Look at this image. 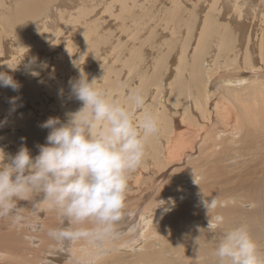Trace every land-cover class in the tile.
<instances>
[{"label":"bare ground","instance_id":"1","mask_svg":"<svg viewBox=\"0 0 264 264\" xmlns=\"http://www.w3.org/2000/svg\"><path fill=\"white\" fill-rule=\"evenodd\" d=\"M11 1L13 2V0ZM22 1L23 0L16 2L15 0L14 6L17 7L16 4H18L19 7L20 2ZM43 1L45 0H42V3L36 1L37 4L38 3L39 4L38 5L35 4L33 8L35 9L37 5L38 10L40 8L41 10H43L42 7L46 6L43 4L46 1L45 2ZM7 2L8 0H0V42H2L3 37H5V40L12 39L16 45V48L18 47L20 48V54L18 56H15L16 59H18L17 63L15 62L11 63L13 66H10L11 68L7 69L6 72L10 74L21 85V87L19 88L18 91H13L10 87L8 88L0 87V98L1 100L4 99L2 100L3 103L2 101L0 102V108L1 111L5 110V113L6 110L13 111V109L19 106L25 107V104H27V102L25 103V100L28 97L32 98L33 100L39 98L42 101L41 106L44 105L45 103L44 98L46 99L47 95L44 96L43 92L45 89H48V92L51 89V87H49V83L46 81L47 79H43L42 78L43 76L41 77L39 75L41 72V69L38 68L39 64H37L36 66V64H34L33 61L31 60L29 61L27 59L28 58L27 55L26 56L22 55L26 48H28L32 44H36L35 41L39 42L37 44L38 46L45 47L42 42V36L44 35V32H39V29L47 26L46 24L48 22L47 21L48 15L44 17L39 16V18L35 20L37 18L35 16L37 13H35L36 12L35 10H34L35 12L32 11L33 8L29 6L31 5L28 3L30 2L29 0L28 2H25V5L23 6V11H21V13L25 11L24 12L25 16L22 15L18 17H13L12 15L11 16L12 19H10L5 16V14L11 9V8L10 9L8 8V10L6 9ZM205 2L209 4L208 7L204 8V10L207 9V11L203 15L202 13H200L201 16H199L198 14V16L201 17L203 22L202 24L203 26L200 29L201 33L197 34L199 35V37L196 38L197 42L195 41L197 45L192 47L191 50L190 48L188 50V42L190 41L189 40L190 35H192L194 31L195 22L197 21V18H199L196 16V13L193 10L194 4L191 5L192 10H187L185 13L180 15V17L177 14L178 12L180 13V11L183 10L181 9L182 1L170 0L171 6H169V8H171V11L173 12V14H170V18L173 19L172 22L178 17L182 18V21L184 22L180 24V28L185 27L186 30L185 32L186 38H183L182 36L183 43L186 42L184 43L186 45L181 43V46L183 47H181L180 49L181 55L179 56V62H177L179 64L176 63L178 65L176 69V73H177L176 76L177 78H175L176 83L174 82L175 84H171L172 87H170L171 85L168 86L171 88L172 91L171 96L173 95L172 97H170L169 100H173V102L174 101L177 102L176 111L177 113L180 112L181 121H179L178 119H174V122L172 121L173 123L171 122L170 125L173 124L174 127H179L187 122V125L186 124L185 125L188 128L187 130L189 134H186L187 136L185 135L179 136V134H177L175 129L171 130L172 129L171 127H173L171 126L170 127L171 131L168 129L166 131L169 132H166L165 136L163 135L165 137L164 141L162 135L160 134L162 139L159 136H157L156 138L157 144H156L155 140L151 138L152 144L148 149H146V153L149 152V157L151 156L150 159L152 158L151 159L152 162L149 161L150 170L154 169V172L157 173H160L162 171L164 163L167 161L169 162L170 161L172 162L173 160L176 161V158L179 159L192 158L191 155L193 156V158L191 160L189 159L190 160L189 162L186 161L187 164L185 165V167L183 166V168L180 169L178 175L176 174L174 175V178L172 177L173 179H175L174 182H172L173 180L171 179L172 183L169 182V180L166 181V183H164V185L160 188L159 192L156 194L154 200L153 201L151 200L152 202L149 203L152 206V211L150 210L151 211L150 212L146 208L145 209L146 211L144 210L145 211L144 214L140 215L141 219L139 218L140 219L139 224L136 223L138 221V220L136 221V219L139 212L143 213L144 205L143 206L137 205L136 207L125 208L124 216L123 219L121 220V224L122 222L124 224L127 223L128 227L130 226L132 229V230L129 229V231L126 229L130 233L127 232L128 234L127 233L125 234L124 232L126 230L121 229L123 230L122 232H120L119 234L116 233V235H114L115 232L113 231L112 235L106 238L102 242V245L99 247L85 240H79L75 242H69V241L62 242L59 240L56 241L50 240L54 238L50 235V232L54 229L63 228L65 221L60 216L59 217L54 216L53 221H58V222L53 223V221L50 220V216L48 215L49 216L48 222L45 221L47 223L45 225L47 230L46 234L48 236V240H50L47 249L53 247L54 249L55 248L58 250L62 249L63 251H65L67 255L68 254L70 255V258H68L69 260L68 264H119L118 262L119 259L127 261L125 262V264H218V260L214 255V250L217 246V243L221 235L225 231L230 230L239 225H246L250 230L253 239L256 241L260 249L262 264H264V0L263 1L262 0H206ZM8 3L10 5V2ZM88 4L85 3L83 6L80 7L82 9L79 8L78 16L73 18L74 21L76 19V21H79L78 22L79 24L80 22L84 23V21H86L88 23L91 21V20L87 21V18H85V16L87 15L86 7ZM22 5L23 4H21L20 7ZM112 7L113 4H109L107 8L108 10H111ZM46 8L47 7H44L45 10ZM5 9L7 11H5ZM13 10H15V8ZM111 11L114 14V11L113 10ZM229 11L232 12L229 13V17L228 19H226L228 15L227 12ZM34 13L35 15H33ZM69 14L70 17L73 16L72 13ZM16 15L17 14L15 12V16ZM61 15H63V13H61ZM253 15L255 18L258 17L260 18L261 20L260 27L259 28L255 27L256 30H252L251 32H249V34H247L248 32H245L243 29H241L243 28L242 27L243 24H241L239 25L241 26V28H239V30L241 29V33L237 34L235 30L239 26L235 28L231 24L230 21L231 18L239 21L243 19L244 20L243 23H244V22H248L247 19H251L250 16L253 17ZM220 16H223L224 20H222ZM180 20L181 19H179L178 21ZM162 21L163 20L161 19V22L158 24H162L164 22ZM86 22L85 24H87ZM39 23H41V25H39ZM165 23L166 22H164L163 24L165 30L171 31V35L173 33L174 36V34L176 33L175 32L176 30L173 29L174 27L172 28V26H170L171 23L170 25L167 24L165 25ZM252 24L254 23H251V25ZM254 26H256V21ZM95 28H96V24L92 25V23L89 24V26L87 25L85 27L84 30L85 40L83 44L82 42L81 43L79 42L80 43L79 45H81L80 51L81 50L82 51L80 52V54L78 53V55L80 56H82V54L87 55L84 54V50L86 47L85 45L86 42L88 43V45L91 42H94V39H92L93 40L92 41L91 38L93 37V34L96 36L95 33H97V30H95ZM250 29L251 28L249 27V30ZM253 32H255V34H253ZM213 34L216 35L220 34L221 39L219 40L214 39V41L210 40V44H208L209 42L207 41L209 40V38L211 39ZM95 36L94 38H96ZM174 37H176V35ZM73 43L74 44H71V46L70 45L68 46L66 51L69 52L75 51L74 47L78 44H76L75 42ZM165 44H167V41ZM32 52L34 53L35 51ZM73 53H71V56L75 58ZM255 53H257V55H255ZM254 55L258 56V58L255 57ZM29 58L31 59V57ZM58 60L60 61V59ZM72 60L74 61V59ZM59 61L56 64L61 62ZM134 62L135 64L137 63L136 61ZM125 65L127 64L125 63ZM7 68H9V66ZM65 72L67 74H70L69 70H66ZM187 72L189 74H187ZM132 76L134 77L135 75ZM152 76H154V74ZM152 76L150 77L152 78ZM157 77L159 78V75ZM139 79L142 80L143 78L139 77ZM55 80H59V79H55ZM149 81L151 80L148 79L147 83H149ZM156 81L159 82V80L157 79ZM161 81L159 82L160 85H158V82H155L157 83L156 92H161L163 89ZM152 82L151 84H148L147 87L149 85H152L153 84ZM154 84L153 87L155 88ZM142 87L144 88V85H142L141 87L139 86V88H141L142 90L141 89L138 90L143 92ZM176 87H179L180 90L182 91L180 92L174 91ZM153 90H150L151 93L155 92ZM112 93H114V95H112L113 98H115V96L117 97V93H118L117 101H121V98H125L123 88L121 89V87L116 88V90H114L113 88L111 90V87L108 88V96L110 98H112L111 97ZM159 96L160 95H158L157 97ZM13 97L17 98L14 104L10 102L11 98ZM59 97L60 95L58 94V98ZM159 98L161 99L159 100L158 103L156 100V96H154L153 100L155 102H152L151 104L152 109L155 107L157 108L156 110H158V112H156L157 114L155 115L157 116L159 113L160 114L162 113V115L165 116L170 115L167 109L168 107L165 108L166 104L164 102L166 101H164L162 96H160ZM6 103L8 105H6ZM62 103H64V101ZM2 108H4V110H2ZM34 112L35 111L33 109L28 108V110L25 113L18 114L17 115L18 117L13 116V120L19 117L28 116L29 114H30L29 118L31 119L37 114ZM69 112H71V110L68 109L67 113ZM1 113L4 114V112ZM31 120L32 123L34 122L33 125H38L37 129H42L41 123H38L36 119H31ZM165 122L168 123V121L166 120ZM201 122H203L204 125H201ZM192 123H195L196 125L200 123L201 126L197 127L198 128L197 129L195 125H194L195 128L194 126H192ZM202 126L203 128H201ZM12 127L17 129L19 126L13 125ZM28 127H29L28 123H26L25 126L21 124L20 128L22 130L14 132L18 134L21 133L20 134L21 142H23L22 139L29 132ZM182 127L185 128L184 126ZM162 128L167 129L168 127L165 126ZM160 131H162V129H160ZM186 131L183 130L181 131V133L180 131L178 133L182 134L183 132ZM6 140L8 141L7 136H6ZM12 144H10L9 141L8 143L4 142V140L0 138V149H3L4 152L6 149H10ZM17 144L19 143L17 142ZM198 146H199V150L197 148ZM21 148L22 147L20 146L18 151ZM17 152H14L13 150L10 149V152L7 154L14 156ZM166 164L165 166H167ZM144 166L145 165H142V167ZM150 170L148 171L149 173ZM142 171H140L136 176L137 178H140L141 181L143 179L141 177L144 175ZM164 173L166 172L164 171ZM139 182L140 181H138L137 183L139 184ZM175 182L178 183L177 186L179 185V187L176 186L178 191L177 192L174 191L175 193L173 194L172 191L169 192V189L174 187ZM156 187L159 188L160 185L158 184ZM139 190L141 191L140 194L141 196H145L144 194L148 192L147 190H145V192L143 193L144 190L140 187ZM151 190L153 189H150V191ZM154 190L156 189L154 188ZM148 194H152V191L151 193L148 192ZM131 195L133 196L135 194H131ZM163 197L165 202L159 204L161 198ZM212 200L215 201V205L208 209L206 207V204ZM146 201L147 199H145V202ZM23 202L20 203V206H22L21 204ZM153 204L154 205L159 204V206H157L156 209L155 206L153 209ZM39 206L42 207L40 209H43L42 203H40ZM23 209H25V207ZM26 211H29V209H27ZM38 211L40 210L37 209V212ZM217 216L223 217V223L217 222L216 220ZM131 222L136 224H130ZM44 223L40 222L39 224L44 226ZM119 224L120 222L115 226H119ZM91 225L95 228V225L93 224ZM7 226L8 224L7 225L3 224L4 228L0 230V232L3 233L0 234V258H2L3 255H6V257L8 258L7 262H4L6 264L17 259H21L22 263H32L30 258L35 256L36 250L33 249L31 253L32 256L28 258L26 255L28 247L25 246L26 244H21L20 237L13 235V233L17 231H21L23 229L11 230V228ZM141 228H142V232H141ZM131 231L135 233L131 234ZM113 235L118 236V238L113 237ZM32 242H36V238L32 239ZM68 243H70L69 244L70 248H67ZM60 244H67V245L61 248L60 246L62 245ZM134 246L135 247L139 246L138 249H135L138 250L139 252L133 251L135 248ZM42 250H44V248ZM128 251H133V252H128ZM58 253L60 252L58 251ZM66 254L63 255L67 256ZM55 259H56L55 257L54 258L48 257L47 259L43 258L42 260L39 259L38 261L36 260L35 261L40 264H45V263L57 264L58 262H56Z\"/></svg>","mask_w":264,"mask_h":264},{"label":"rangeland","instance_id":"2","mask_svg":"<svg viewBox=\"0 0 264 264\" xmlns=\"http://www.w3.org/2000/svg\"><path fill=\"white\" fill-rule=\"evenodd\" d=\"M17 1H21V0H16V2ZM28 1L29 0H27V1L23 0L22 2H20L19 7H18V4H16L17 7H15L14 6L15 5V0H13V2L11 0H8V2H10V5L7 2L6 9L7 10H8V8L9 9L11 8V9L7 12L9 14L6 13L5 16L7 18H10V19H12V17H11L12 15H13V17H18V16H22V15L25 16V14H24L25 11L22 12V13H21V11H23V6L25 5V2H28ZM36 1L39 2V3H42V0H34V1L30 0L31 3L30 2H28V3L31 4V5H29V6H31L33 8V6H35V4H37ZM45 1H43V2H45L43 4L46 5V6L42 7L43 10H41V8L38 10V8H37V5L39 4L38 3L36 5V8L35 9L33 8L32 11L35 10L36 12L35 11L34 12L37 13L36 15H35V13L33 14V15H35L37 17L35 20H37L39 18V16H43L44 17V16L48 15V17H47V19H48L47 21L48 22L46 24L47 26L39 29V32H44V35L42 36V42H43V44H44V46L46 48L38 46L37 44L39 42L35 41L36 44H32L31 46L26 48L22 55L23 56L27 55L28 58L27 57L26 58L29 61L30 60L33 61L34 64H36V66H37V64H39L38 68L41 69V72H40L39 75L41 77L43 76L42 77L43 79H47L46 81L49 83V87H51V89H50L51 92L49 91L50 92L49 93L48 89L44 90L43 94H44V96L47 95V97H46V99L44 98L45 103L42 106H41V102L42 101L39 98H36V99L33 100L32 98L28 97L25 100V103L27 102V104H25V107L19 106V107L13 109V111H7L6 110V113H5L4 108H2V110H4V111H1V108H0V131H1L0 132V134H1L0 138H2L4 140V142L8 143V141H9L10 144L13 143L11 145V147H10L11 150H13L14 152H17L18 149L20 148V146L21 147H27L30 150V153L32 152L31 154H32L33 157L38 155V153H39V147L38 146L46 143V137H47L48 132L50 130L46 129V128H42V127H41L42 129H37L38 125H33L34 122L32 123L31 119H36V121L38 123H41V124L44 121H46L49 117H60L61 120L63 121V120H66V113H67L68 109L71 110V112L77 110L81 106V102L77 101L74 98V96L72 95L69 82H70V80L74 81V80L78 79L79 76H80L81 71L87 75L89 80H92L93 78L97 79L99 81L98 84H97V87H99L100 89L105 91L107 94H108V88H110V87H111V90H112V88L114 90H116V88H120V87H121V89L123 88L124 97L126 99L125 98H121V101H119V102L122 105L126 104V106L131 107L129 98L134 93H140L143 96L145 95L144 98L145 97L146 98H145L144 109L143 110H136L134 108L132 109V111L134 113V116L137 119V121L142 117L143 112H150V113H152L154 115L157 114L156 113V112H158V110H156L157 108L154 107L155 109L154 108L152 109V105L151 104H152V102H155L153 100L154 96H156V100H157L158 103H159V100L161 99L159 97L162 96L164 101L167 102V103L164 102L166 104L165 108L168 107L167 109H168V112H169L170 115L165 116V115H162V113L161 114L159 113L157 115L158 119H159V125L161 127L160 129H162V131H160V133L157 136H159L161 139L163 137V141H164L165 140V137H164L165 133L169 132V131H166V130H168V129L170 130L171 128H172L171 130L175 129V131L177 132V134H179V136H184V135L187 136L186 134H189L188 130H187L188 128L186 126L187 122L185 123L186 125L183 124V125H181L179 127H174L173 124L170 125V123L172 121L174 122V119H178L179 121H181L180 120L181 119L180 112L177 113V111H176L177 110V107H176L177 106V102L174 101L175 102L174 103L173 100H169L170 97L173 96V95L171 96V92L172 91H171L170 87H172L171 84H175L176 83V79H175V78H177L176 77L177 76L176 69H177V66H178L177 64H179L177 62H179V56L181 55L180 54L181 53L180 49H181V47H183V46H181V43H183L182 36H183V38H186V36H185V32H186L185 27H181L180 28V24H182L184 21H182V18H179V17H180V15L185 13L187 10H192L191 5H193V4H194V9L193 10L196 13V16L197 17L201 16L200 13H202V15H203L207 11V9L204 10V8L208 7V5H209L207 2H205L206 0H184V1L181 0L182 1L181 9H183V10H181L180 13L178 12L177 15L179 17L176 18L178 20L179 19H181V20L178 21V20L175 19L173 22H172L173 19L170 18V14H173V12L171 11V8H169V6H171L170 0H50V1L49 0H45ZM48 1H49V4H48ZM85 3L86 4H88V3L90 4V5L88 4L87 7H86V9H87L86 13H87L88 16L86 15L87 17L85 16V18H87V21H89V20H91V21L88 22V23L86 21H84V23L80 22V24H79L78 23L79 21H76V19L74 21L73 18L78 16L79 8L81 6H83ZM21 4H23V5L20 7ZM109 4H113V7H112L111 10L114 11V14H113V12L111 10H108L107 7H108ZM161 4H162V6H161ZM44 7H47L46 10L44 9ZM14 8H15V10H13ZM6 9H5V11H7ZM36 9L38 10V12H37ZM80 9H82V8H80ZM39 11H40V13L42 15L39 13ZM15 12L17 14L16 16H15ZM28 12H29V10H28ZM45 12H47V13H45ZM231 12L232 11L227 12L228 15L226 14L227 15L226 19H228L229 13H231ZM61 13H63V15H61ZM69 13H72L73 16L70 17ZM198 14H199V16H198ZM63 16H64V19H63ZM164 17L166 18V21H165ZM250 17H251V19H247L248 22H244L245 24L243 23V21H244L243 19H241L239 21V20H234L233 18H231V20H230L231 24L235 28L238 27L239 25L243 24V26H242L243 28H241V26H239L235 30L237 34L241 33V29H243L245 32H248L247 34H249V32H251L252 30H256V28L260 27V25H261L260 18L259 17L255 18L254 15H253V17L252 16H250ZM31 18H32V16H31ZM220 18L222 20H224L223 16H220ZM161 19L164 22H166L165 25L166 24L170 25V23H171L170 26H172V28L174 27L173 29L176 30V31L174 30L176 32V33L174 32L175 33L174 36L176 35V37L173 36V33L171 35V31L165 30V28L163 27V24H164L163 21H162L163 22L162 24H158V23L161 22ZM168 21H170V22H168ZM255 21H256V26H254ZM85 22L87 24H85ZM91 23H92V25L96 24L95 30H97V33H95L96 36L93 34V37L91 38V40L94 39V42H91L89 45H88L87 42H86V45L84 44L86 46L85 50H84V54H87V55H83L82 54V56H80V55H78V53L80 54V52L82 50L80 51V46L81 45H79V44L81 42L83 44V42L85 40V31H84L85 27L87 25L89 26V24H91ZM251 23H254V24L251 25ZM202 24H203V22H202L201 17L197 18V21L195 22L194 31H193V33L191 32L192 35H190V38H189V40L191 42L190 41H189L190 43L188 42V50H189V48L191 50L192 47L197 45L196 38L199 37V35H197V34L201 33L200 29L203 26ZM246 24H248V25H246ZM39 25H41V23H39ZM196 26H197V28H196ZM249 27L251 28L250 30H249ZM103 28H105V29H103ZM116 28H118V29H116ZM239 28H241V29L239 30ZM101 30H103V31H101ZM61 32H63L64 34L61 33ZM109 33L112 34V35H110ZM177 34H179V35H177ZM253 34H255V32H253ZM56 35H57V37H56ZM215 35L216 34H213V36H212L214 38H212V37H211V39L209 38V40L207 41V42H209L208 44H210V40L214 41V39L215 40L221 39V35L220 34H218L216 36ZM94 36L96 38H94ZM177 36H178V38H177ZM56 38H57V41H56ZM52 40L56 41L57 43L53 42ZM166 41H167V44H165ZM73 42L78 44V45H76L74 47L75 51H70L71 53L74 52L73 54H74L75 58L73 56H71V53L69 51H66L69 45L71 46V44H74ZM96 42H97V44H96ZM184 43H186V42H184ZM184 45H186V44H184ZM170 46H172V47H170ZM88 48H89V50H88ZM90 49H92V50H90ZM31 50L35 51V52L33 53ZM160 50H161V52H160ZM171 50H173V51H171ZM64 51H65V53H64ZM86 51H87V53H86ZM140 53H141V55H140ZM190 53H192V52H190ZM19 54H20V48L19 47L16 48V45L13 42V40L12 39L11 40H7V39L5 40V37H3L2 42H0V71L6 72L7 69L11 68L10 66H13L11 63H13V62L17 63L18 59H16L15 56H18ZM62 55H63V57H62ZM138 55H139V57H138ZM255 55H257V53H255ZM56 56H58V57H56ZM142 56H145V57H142ZM29 57H31V59ZM255 57L258 58V56H255ZM57 58L60 59L61 62ZM63 58H64V60H63ZM162 58H163V60H162ZM72 59H74V61L76 63ZM77 59H78V61H77ZM150 60H151V62H150ZM58 61L60 62V63H58L59 65L56 64ZM134 61H136L137 63L135 64ZM125 63L127 65H125ZM4 64H5V66H4ZM74 64H75V66H74ZM57 65H58V68H57ZM8 66H9V68H7ZM112 68L113 69L115 68V69L113 70ZM128 68H130V69H128ZM54 69H55V71H54ZM108 69H110L111 72ZM66 70H69L70 74H67L65 72ZM74 71H76V72H74ZM156 72H158L159 74L156 73ZM155 73H156V75H155ZM153 74H154V76H152ZM157 74L159 75V78L157 77L158 76ZM187 74H189V73L187 72ZM132 75H135V76L133 77ZM150 76H152L153 79ZM139 77H142L143 79L140 80ZM54 78L55 79H59V80H55ZM146 78H147V80L149 79L151 81H149V83H147ZM126 79H127V81H126ZM156 79L159 80V82L162 80L161 81L162 87H163V89L161 91L162 94H161V92H156L157 91L156 90L157 89L156 88V84L157 83H155V82H158V81H156ZM153 80H155V81H153ZM170 81H171V83H170ZM182 81H183V79H182ZM142 82H143V84H142ZM151 82L153 84L155 83L154 84L155 88L153 87V84L149 85L147 87V85L151 84ZM159 82H158V85H160ZM141 84L144 85V88L142 87L143 88V92L138 90V89H141V88H139V86L140 87L142 86ZM168 86H170V87H168ZM179 87H176L177 90L175 89L174 91H177V92L182 91V90H180ZM150 88H152V89H150ZM178 88H179V91H178ZM124 89L126 90V92H125ZM153 89H155V90H153ZM150 90H153L156 93L155 92L151 93ZM149 91H150L151 95H150ZM157 93H159V94H157ZM54 94H56V95H54ZM58 94L60 95L59 98H58ZM112 95H114V93L111 94V97H112ZM158 95H160V96L157 97ZM115 98H116V100H118V93H117V97L115 96ZM127 99H128V102H127ZM2 100H4V99H2ZM2 100L0 98V102ZM63 101H64V103H62ZM2 103H3V101H2ZM6 105H8V104L6 103ZM30 105H32V106H30ZM172 105H174L175 107L172 106ZM193 106H194V104H193ZM62 107H64V108H62ZM28 108L33 109L35 111L34 113H37V114L34 117H32L31 119L29 118V115H30L29 114L28 116L19 117V118L13 120V116H17L18 114L25 113L28 110ZM66 108H68V109H66ZM1 112H4V114L1 113ZM168 117H170V118H168ZM171 117H172V120H171ZM167 118H168V120H167ZM164 119L166 121H168L169 124L167 122H165ZM161 122H163V123H161ZM26 123L29 124V127H28V131L29 132L22 139L23 142H21V140H20V134L21 133L18 134V133H14V132L21 131L22 129L20 128V125L23 124L25 126ZM13 125H17L19 127L17 129H15L14 127H12ZM163 125H165L168 128L167 129H165V128L163 129L162 127H165ZM194 125L197 128V127H200L201 125H204V124H203V122H201V125L199 123L198 124L199 126H198L195 123H192V126H194ZM171 126H173L174 128L171 127ZM182 126H184L185 128H183ZM195 126H194V128H195ZM220 126H222V125H220ZM12 128H14V129H12ZM201 128H203V126ZM183 130L184 131L187 130L186 131L187 133L183 132L184 134L183 133L180 134L181 131H183ZM163 131H164V133H163ZM179 131H180V133H178ZM160 134L162 135V137L160 136ZM6 136H7L8 141L6 140ZM11 136H12V138H11ZM157 136L151 137V138H153L155 140L156 144H157V141H156ZM41 138H42V140H41ZM151 138L148 140V142L146 144V149H148L150 147V145L152 144ZM17 142L19 144H17ZM197 148L199 150V146ZM10 149H6L5 150V154L9 153ZM150 157H149V152L148 153L145 152V157H144L143 163H145V162L146 163L145 164L142 163V165H145V166L142 167V165H141V167L138 168L136 170V172L134 171V172H132L129 175V179H128L130 181V182L128 181L130 184H129V189L127 191L128 195L126 194L127 195L126 196L127 199H126V202H125L126 203L125 204V208L126 207L127 208L128 207L132 208V207H136L137 205H139V206H143L144 205L143 206V213L139 212V214L137 216V219H136V221L138 220L136 222L138 224L140 223L139 221L141 219L140 215L144 214V212L146 211L145 210L146 208L148 209V211H150V210L152 211V206L149 203L154 200V198L156 197V194L159 192L160 188L164 185V183H166V181H168V180H169V182H171L172 180H173L172 182H174V180H175V179H173L174 175H176V174L178 175L180 169L183 168V166L185 167L187 162H189L193 158V156L191 155L192 158H185V159L176 158V161L175 160H173L174 162L170 161L171 163L169 161H167V162L164 163V166H165L166 163H168V162L169 163L166 164L167 166H165V167L163 166L164 170L162 169V171L160 173H157V172H154V169L153 170L151 169L153 172L150 170L149 161L152 162V160H151L152 158L150 159ZM178 159H179V162H178ZM180 161H183V162H180ZM175 162H177V163H175ZM161 165H163V164H161ZM161 165H160V167H161ZM146 166H148L149 168L146 167ZM143 169H145V170H143ZM139 170L140 171L143 170L142 172H143L144 175L142 174L143 175L141 177V178H143L142 181H141L140 178L136 177L137 174L140 172ZM149 170H150V173L148 172ZM164 171L166 173H164ZM146 173H147V175H146ZM165 176H166V178H165ZM138 181H140L139 184L137 183ZM152 181L155 182V183H153ZM158 184L160 185L159 188L156 187ZM177 184L178 183L175 182L174 183V187L171 188L172 190L169 189V192L172 191L173 194L175 192H177L178 191L177 187H179V185L177 186ZM139 187L144 190L143 193L145 192V190H147L150 193L152 191L153 195L152 194H148V192H147L146 193L147 195L144 194L145 196H141L140 195L141 191L139 190ZM154 188L156 190H154ZM150 189H153V190L150 191ZM155 191H157V192H155ZM131 194H135V195L132 196ZM37 198L39 199V197H37ZM145 199H147L146 202H145ZM148 200H149V202H148ZM21 202H23V201H21ZM26 202L24 201L21 204L22 205L21 206V211H20V214H19L18 217L9 216V217H6V218H0V230H2L4 228L3 224H6V225L8 224L7 227L11 228V230L23 229L21 231H17L15 233H13V235H15L17 237H20L21 238V244H26L25 246L28 247V250L26 252V255H27L28 258L32 256L31 253H32L33 249L36 250L35 256L30 258L32 263H22L21 259H17V260L11 261L8 264H40V263H37L36 261H38L39 259L42 260L43 258L47 259L48 257L49 258L50 257L51 258L55 257L56 258L55 259L56 262H58L57 264H59V263L60 264H68V262H69L68 258H70V255L69 254L67 255L65 251H63L60 248H59L60 250H58L56 248L54 249L53 247L47 249L48 246H49L50 240L56 241L57 239L52 238V239L48 240V236L46 234L47 230H46V227H45V225L47 223L45 221L48 222V217L49 216H50V220L53 221L54 216L55 217L56 216L59 217V215L57 213L53 212V211L47 210V208H46V206L44 204H42L43 209H40V208H42V207L39 206L40 203L39 204H33L32 202H29V201H26ZM162 202H165L164 197L161 198L159 204H162ZM159 204H157V205L153 204V209H154L155 206H156L155 207V209H156L157 206H159ZM146 205H147V207H146ZM24 207H25V209H23ZM37 207H39V208H37ZM27 209H29V211H26ZM37 209H39L40 211L37 212ZM32 210H34V211H32ZM38 213H39V215H38ZM40 222H42V223L45 222L44 226L40 225L39 224ZM56 222H58V221H53V223H56ZM133 222H131L130 224H136V223H133ZM38 224H39V226H38ZM84 226L88 230H93L94 229V227L90 223L86 224ZM125 226L128 227V224L127 223L124 224L123 222L121 224V221H120L119 226H114V229H113V231L115 232L114 235H116V233L119 234L120 232H122L123 230H126V229L128 231H129V229L132 230L130 226L128 228H126ZM64 227H66V222L64 223L63 228ZM123 227H125V228H123ZM121 229H123V230H121ZM127 230L124 232L125 234L128 232ZM139 231H140V229H139ZM141 232H142V228H141ZM128 233H130V232H128ZM133 233H135V232L131 231V234H133ZM0 234H3V233L0 232ZM114 235H113V237H117L118 238V236H114ZM34 238H36V242H32V239H34ZM117 240H119V239H117ZM114 242H116V241H114ZM69 244L70 243H68V245L67 244H60V245H62L60 247L63 248V246L67 245V248H70ZM138 247L139 246H136L133 251L139 252L138 250H135V249H138ZM43 248H44V250H42ZM58 251L60 253H58ZM133 251H128V252H133ZM63 254H66L67 256H65ZM174 256H176V255H174ZM7 260H8V258L6 257V255H3L2 258H0V264H6L4 262H7ZM59 260H60V262H59ZM66 261H67V263H66ZM118 262H119V264H125V262H127V261L119 259ZM128 262H130V261H128Z\"/></svg>","mask_w":264,"mask_h":264},{"label":"clouds","instance_id":"3","mask_svg":"<svg viewBox=\"0 0 264 264\" xmlns=\"http://www.w3.org/2000/svg\"><path fill=\"white\" fill-rule=\"evenodd\" d=\"M98 82L82 71L70 80L71 93L81 106L66 113V120L49 117L41 124L50 131L38 155L33 157L27 147L14 156L0 149V218L18 217L20 201H29L44 204L66 222V227L50 232L59 241L85 240L99 247L112 235L124 216L129 175L141 167L146 144L159 134L160 125L150 112L135 118L132 109L145 106L142 94H132L129 107L110 98ZM0 87L18 91L21 85L0 71ZM214 205L212 200L206 207ZM216 220L223 223L222 216ZM89 223L95 225L93 230L83 227ZM214 255L218 264H262L246 225L225 231Z\"/></svg>","mask_w":264,"mask_h":264}]
</instances>
